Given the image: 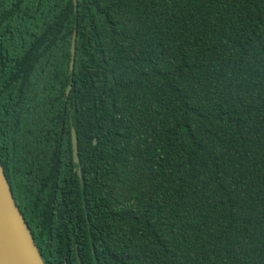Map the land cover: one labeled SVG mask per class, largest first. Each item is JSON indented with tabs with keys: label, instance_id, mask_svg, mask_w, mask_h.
Returning <instances> with one entry per match:
<instances>
[{
	"label": "trees",
	"instance_id": "1",
	"mask_svg": "<svg viewBox=\"0 0 264 264\" xmlns=\"http://www.w3.org/2000/svg\"><path fill=\"white\" fill-rule=\"evenodd\" d=\"M0 158L46 264H264V0H0Z\"/></svg>",
	"mask_w": 264,
	"mask_h": 264
},
{
	"label": "water",
	"instance_id": "2",
	"mask_svg": "<svg viewBox=\"0 0 264 264\" xmlns=\"http://www.w3.org/2000/svg\"><path fill=\"white\" fill-rule=\"evenodd\" d=\"M78 5V0H74ZM77 52V31L74 32L71 47L70 70L74 73ZM72 84L66 91L67 98ZM95 143L97 141L95 140ZM73 158L80 164L79 140L75 128L72 129ZM82 177V169L78 168ZM0 264H46L36 243L33 232L17 203L0 158Z\"/></svg>",
	"mask_w": 264,
	"mask_h": 264
}]
</instances>
